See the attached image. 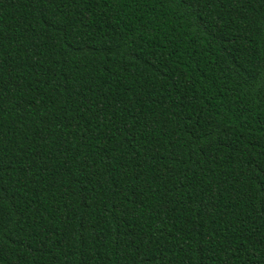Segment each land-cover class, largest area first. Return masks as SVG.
<instances>
[{
	"label": "trees",
	"instance_id": "1",
	"mask_svg": "<svg viewBox=\"0 0 264 264\" xmlns=\"http://www.w3.org/2000/svg\"><path fill=\"white\" fill-rule=\"evenodd\" d=\"M0 264H264V0H0Z\"/></svg>",
	"mask_w": 264,
	"mask_h": 264
}]
</instances>
